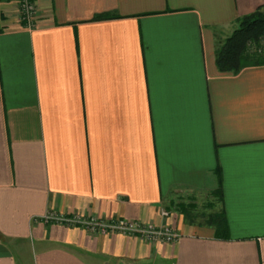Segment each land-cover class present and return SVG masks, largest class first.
I'll return each mask as SVG.
<instances>
[{
	"label": "crops",
	"instance_id": "crops-1",
	"mask_svg": "<svg viewBox=\"0 0 264 264\" xmlns=\"http://www.w3.org/2000/svg\"><path fill=\"white\" fill-rule=\"evenodd\" d=\"M37 4L30 28L0 0V264H264V64L216 62L220 35L264 0ZM50 213L180 236L92 233Z\"/></svg>",
	"mask_w": 264,
	"mask_h": 264
},
{
	"label": "trees",
	"instance_id": "trees-1",
	"mask_svg": "<svg viewBox=\"0 0 264 264\" xmlns=\"http://www.w3.org/2000/svg\"><path fill=\"white\" fill-rule=\"evenodd\" d=\"M259 8L256 11L237 19L238 26L226 40L220 41L216 49V62L221 72H239L246 66H255L264 64V46L261 44L264 39V11ZM115 17L111 13L101 14L96 19H108ZM250 43L256 45L252 49ZM261 49V50H260ZM218 200H221L222 190L218 189ZM214 205H209L213 208ZM181 214L188 218H197L203 216L194 213L196 205L177 203L175 206ZM196 214V215H195ZM217 228L218 236H227L228 220L223 211H213L207 216Z\"/></svg>",
	"mask_w": 264,
	"mask_h": 264
},
{
	"label": "built area",
	"instance_id": "built-area-1",
	"mask_svg": "<svg viewBox=\"0 0 264 264\" xmlns=\"http://www.w3.org/2000/svg\"><path fill=\"white\" fill-rule=\"evenodd\" d=\"M18 9L20 20L26 24L27 27H35L36 17L39 12L37 0H18ZM261 44L264 46V39ZM250 46L252 49L256 48L254 43H250ZM163 215H168V212L163 211ZM45 220L47 222L56 221L68 226L80 225L92 233H119L129 236H139L150 242L172 243L180 236V233L173 226L168 225L157 227L153 224L142 223L133 219L120 218L113 221H107L94 216H63L50 213Z\"/></svg>",
	"mask_w": 264,
	"mask_h": 264
},
{
	"label": "rangeland",
	"instance_id": "rangeland-1",
	"mask_svg": "<svg viewBox=\"0 0 264 264\" xmlns=\"http://www.w3.org/2000/svg\"><path fill=\"white\" fill-rule=\"evenodd\" d=\"M262 10L264 11V9H262ZM237 26H238V23L235 25V27L231 28L228 32H226V33L224 32L222 35H220V39L221 40L223 39L222 41L226 40V38H228L230 35H232L233 31L237 28ZM199 205L201 207L203 206V204H199ZM202 211L209 213L210 208H207L206 211H205V209H203ZM199 220H204V218L203 219L200 218ZM137 221H140V220H137ZM140 222L144 223L143 221H140Z\"/></svg>",
	"mask_w": 264,
	"mask_h": 264
}]
</instances>
